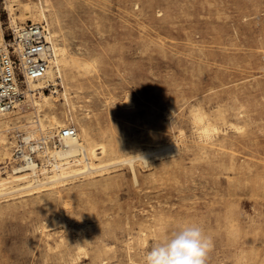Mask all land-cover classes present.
I'll return each mask as SVG.
<instances>
[{
  "label": "rangeland",
  "instance_id": "1",
  "mask_svg": "<svg viewBox=\"0 0 264 264\" xmlns=\"http://www.w3.org/2000/svg\"><path fill=\"white\" fill-rule=\"evenodd\" d=\"M41 2L39 22L82 65L62 67L69 102L57 76L44 89L54 96L39 112L43 126L33 108H16L5 137L54 131V114L104 141L107 162L155 150L133 160L137 180L122 162L0 195V264H145L154 244L188 223L212 240L206 264H264V0ZM0 19L7 38L2 3ZM194 107L218 126L204 140ZM173 135L178 149L160 152ZM10 164L0 158V170Z\"/></svg>",
  "mask_w": 264,
  "mask_h": 264
},
{
  "label": "bare ground",
  "instance_id": "2",
  "mask_svg": "<svg viewBox=\"0 0 264 264\" xmlns=\"http://www.w3.org/2000/svg\"><path fill=\"white\" fill-rule=\"evenodd\" d=\"M0 3H2L3 8H6L8 10L10 23L18 22V20L22 22L25 20L39 22L41 19H47V7L44 6L45 4H42L41 0L32 2L24 0H1ZM53 15H55V17L53 18V22L59 25L61 20H59L56 14ZM3 31L4 30L2 22L0 19V46L5 42ZM54 34L57 33L55 31L52 33L49 32V34H47V38L51 41L54 48L53 65H55L57 71L56 74H54L51 70V72L47 76V79L49 80L50 84H56L55 78L57 76H60L61 82L64 86V89L61 93L62 97L65 101L69 102V87L67 86V82L64 80V75L66 76V73L62 72V67H67V73H73L75 72V70L79 71L82 64L77 59V57L75 58L74 56V58H71L68 56L67 50L63 44H58L53 41L52 36H54ZM43 85L44 83L40 79L29 81L30 87L38 88L37 95L32 93L29 94V98L23 101L22 105H19L18 107L20 111H23V113H25L30 108H33V112L37 116L35 120L37 121V124H40V126H43V122L42 118L39 116V112L43 107L51 109V97L54 96L52 92L47 94V92L45 93L41 88H39ZM71 105L72 104H70V107ZM12 112L8 111L5 113H0V158H2V160L5 162L7 161L8 163H11L9 170L5 168L0 170V195L11 193L30 194L33 192H39L47 188L53 189L55 186L65 183L66 179L68 178H73L79 175L85 177L91 176L95 172L102 171L108 165L122 162H128V164H130L134 180H137L136 174L134 172L133 160L135 159V157H140L144 161H146V157L148 156V154H150L151 151L155 150L154 148L153 150L152 148L147 147L146 150L139 154H121L120 156L114 158L112 161L110 160L107 162V160L104 158V154L107 151V144L102 140L95 139L92 136L90 130L86 126H83L79 123V129L77 130L76 128L75 134L64 136L63 138H61V142L59 144L48 147V149L44 151L45 153H43L42 156V164H36L34 160H30L29 158H26V160L23 162H15L12 159L11 152L9 150V146L12 145L13 141L7 139L4 133L11 118L10 114ZM51 116V119L53 120V122L57 123L58 127L65 125L63 121L58 122L54 114H52ZM205 116L207 115H205V112L201 108L194 107L192 109V120L199 129V136L201 140L210 137L211 132L215 130L217 131L218 129V126L214 122L209 121ZM70 117L73 118V114H71ZM32 130L33 129H26L22 134V138L27 143L29 142V139L34 136V132H32ZM177 141L178 136L173 135L165 143L161 144L160 146H158V144V150L161 149L162 151L160 150V152L162 153L172 152L173 150L178 149ZM47 162L50 163V166H46L48 164ZM138 239L139 238H137V241Z\"/></svg>",
  "mask_w": 264,
  "mask_h": 264
},
{
  "label": "built area",
  "instance_id": "3",
  "mask_svg": "<svg viewBox=\"0 0 264 264\" xmlns=\"http://www.w3.org/2000/svg\"><path fill=\"white\" fill-rule=\"evenodd\" d=\"M49 33L45 22H14L8 24L7 38L0 46V113L15 111L29 94H36L38 88L29 86L31 80H42L44 89L50 85L47 79L53 68L54 48L47 38ZM5 37V33H4ZM76 133L73 125H64L54 131L46 130L25 142L22 133H17L11 151L15 162L26 158L42 164V156L48 147L61 142L64 136ZM46 166H50V163Z\"/></svg>",
  "mask_w": 264,
  "mask_h": 264
},
{
  "label": "clouds",
  "instance_id": "4",
  "mask_svg": "<svg viewBox=\"0 0 264 264\" xmlns=\"http://www.w3.org/2000/svg\"><path fill=\"white\" fill-rule=\"evenodd\" d=\"M212 240L196 223L179 226L154 244L144 257L145 264H206Z\"/></svg>",
  "mask_w": 264,
  "mask_h": 264
}]
</instances>
